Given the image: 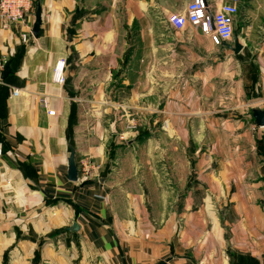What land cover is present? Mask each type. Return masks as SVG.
<instances>
[{
  "label": "crops",
  "instance_id": "crops-1",
  "mask_svg": "<svg viewBox=\"0 0 264 264\" xmlns=\"http://www.w3.org/2000/svg\"><path fill=\"white\" fill-rule=\"evenodd\" d=\"M39 4L38 39L0 26V264H264V0L238 54L177 0Z\"/></svg>",
  "mask_w": 264,
  "mask_h": 264
},
{
  "label": "built area",
  "instance_id": "built-area-1",
  "mask_svg": "<svg viewBox=\"0 0 264 264\" xmlns=\"http://www.w3.org/2000/svg\"><path fill=\"white\" fill-rule=\"evenodd\" d=\"M39 0H0V26L5 30L23 26L22 39L27 42L32 35L29 19L34 15ZM186 4L182 12L171 13L168 17L170 26L178 31L187 25L200 28L201 32L210 37L216 46H223L233 40L235 17L239 13L240 0H177ZM5 67L0 60V68ZM53 81L58 85L66 83V61L59 60L53 70ZM14 91V95H18ZM54 116V111H48ZM124 138V137H123ZM122 138V139H123ZM2 151L0 150V155Z\"/></svg>",
  "mask_w": 264,
  "mask_h": 264
},
{
  "label": "water",
  "instance_id": "water-1",
  "mask_svg": "<svg viewBox=\"0 0 264 264\" xmlns=\"http://www.w3.org/2000/svg\"><path fill=\"white\" fill-rule=\"evenodd\" d=\"M42 26V10L41 5L39 4L35 13V22L32 27V36L36 39H38L41 31ZM228 48L233 50L236 54H238L242 49L243 45L239 41V35L238 32H235L234 38H233V45L229 43H225ZM12 75V69L10 67V64H7L4 67V70L1 73V80H6ZM254 124L258 128H264V109H253L251 113ZM114 129V127H113ZM68 178L72 182H78L79 181V171L76 163V151L74 148H71V153L68 158ZM79 227L77 224H74L72 226V230H78Z\"/></svg>",
  "mask_w": 264,
  "mask_h": 264
},
{
  "label": "rangeland",
  "instance_id": "rangeland-1",
  "mask_svg": "<svg viewBox=\"0 0 264 264\" xmlns=\"http://www.w3.org/2000/svg\"><path fill=\"white\" fill-rule=\"evenodd\" d=\"M201 50H203L202 53H205V52H206L205 46H203V49H201ZM219 50H220V59H222V57H223V56H222V54H223L222 52H224L225 49L220 48ZM204 61L210 63V59H207V58H206V60H204ZM125 140H127V139H124L123 141H125Z\"/></svg>",
  "mask_w": 264,
  "mask_h": 264
},
{
  "label": "flooded vegetation",
  "instance_id": "flooded-vegetation-1",
  "mask_svg": "<svg viewBox=\"0 0 264 264\" xmlns=\"http://www.w3.org/2000/svg\"><path fill=\"white\" fill-rule=\"evenodd\" d=\"M226 46V45H225Z\"/></svg>",
  "mask_w": 264,
  "mask_h": 264
}]
</instances>
